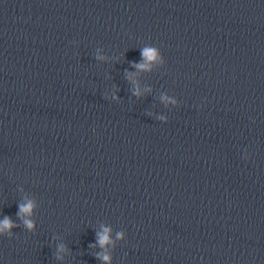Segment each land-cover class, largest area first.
<instances>
[{
  "label": "clouds",
  "instance_id": "1",
  "mask_svg": "<svg viewBox=\"0 0 264 264\" xmlns=\"http://www.w3.org/2000/svg\"><path fill=\"white\" fill-rule=\"evenodd\" d=\"M144 55L148 56L149 58H151L153 56V52L151 51H146L144 53ZM31 203H29L27 206H22L21 210L23 212H29L31 210ZM11 224H10V221L6 218L5 221H4V227H10ZM29 227H31V225L29 224ZM107 241V236L105 235L104 237L101 238V241L100 243L103 245L105 242ZM104 259H108L107 257H104Z\"/></svg>",
  "mask_w": 264,
  "mask_h": 264
}]
</instances>
